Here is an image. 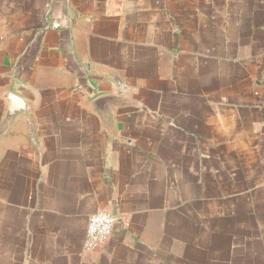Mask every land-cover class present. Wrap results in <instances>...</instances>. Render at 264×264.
Segmentation results:
<instances>
[{
  "label": "crops",
  "instance_id": "crops-1",
  "mask_svg": "<svg viewBox=\"0 0 264 264\" xmlns=\"http://www.w3.org/2000/svg\"><path fill=\"white\" fill-rule=\"evenodd\" d=\"M0 264H264V0H0Z\"/></svg>",
  "mask_w": 264,
  "mask_h": 264
},
{
  "label": "built area",
  "instance_id": "built-area-1",
  "mask_svg": "<svg viewBox=\"0 0 264 264\" xmlns=\"http://www.w3.org/2000/svg\"><path fill=\"white\" fill-rule=\"evenodd\" d=\"M116 222L117 217L109 211L99 210L93 213L86 228L84 250L90 251L105 242L111 236Z\"/></svg>",
  "mask_w": 264,
  "mask_h": 264
},
{
  "label": "water",
  "instance_id": "water-1",
  "mask_svg": "<svg viewBox=\"0 0 264 264\" xmlns=\"http://www.w3.org/2000/svg\"><path fill=\"white\" fill-rule=\"evenodd\" d=\"M8 106L6 109V118L11 119L17 115H26L28 111L27 103L24 99L12 94H7Z\"/></svg>",
  "mask_w": 264,
  "mask_h": 264
}]
</instances>
